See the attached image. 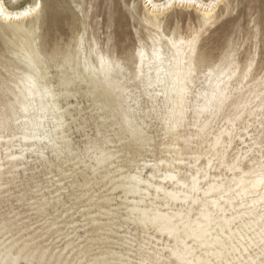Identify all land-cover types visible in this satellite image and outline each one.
Listing matches in <instances>:
<instances>
[{"label":"snow or ice","instance_id":"1","mask_svg":"<svg viewBox=\"0 0 264 264\" xmlns=\"http://www.w3.org/2000/svg\"><path fill=\"white\" fill-rule=\"evenodd\" d=\"M0 264H264V0H0Z\"/></svg>","mask_w":264,"mask_h":264}]
</instances>
